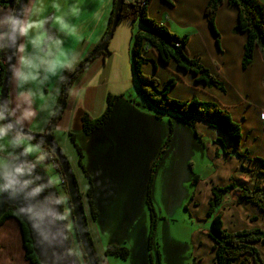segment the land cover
I'll list each match as a JSON object with an SVG mask.
<instances>
[{
	"label": "crops",
	"instance_id": "obj_1",
	"mask_svg": "<svg viewBox=\"0 0 264 264\" xmlns=\"http://www.w3.org/2000/svg\"><path fill=\"white\" fill-rule=\"evenodd\" d=\"M136 1L138 0H126L127 3L131 4ZM258 1L264 6V0ZM56 2L65 5L70 3L71 0H56ZM43 3L47 5L48 0H43ZM80 3L83 11L81 16L76 18L75 22L84 26L85 39L75 40L69 38L65 44L67 48L78 50L80 54L76 68L89 57L105 36L115 0H80ZM207 3L208 0H172V5H170L163 0H151L148 5V15L152 20L165 25L170 31L173 28L192 30L191 34L188 33L180 36L188 38V51L191 58L199 59L224 84L225 91L217 88H207L204 84L197 83L196 76L179 70L175 62H171L167 68L157 65L158 69L156 72L154 71L153 63H149L143 66V72L146 75L156 77L162 84L168 79L175 77L177 80L176 85L169 92V96L173 99L186 101L195 96L202 101H216L222 106L227 107L234 121L239 123L242 128L243 150L248 151L251 156L264 159V121L261 119V113L264 111V58L259 51H256L253 63L247 69H243L242 57L246 36L243 34L235 35L232 32L237 24V11L227 4L220 8L216 19L217 29L221 33V48H219L214 36L209 32L204 18ZM51 11L50 8L46 9V12ZM96 11L102 12V20L99 25L91 22L92 14ZM50 27L54 28V25H50ZM116 29L117 31H115L114 37H112L113 40H110L108 46L110 53L96 57L83 73L79 77H76L67 100V107L60 119V123L57 125L58 133L53 135L54 140L59 143L58 145L61 149H63L64 145L68 147V155H71V157H73V154L70 152L71 149L68 145L67 137L73 134H82L84 132V116L88 115L92 119L99 116V113L104 109L105 99L109 95H117L122 98L128 96V101H136L133 102L134 107H139L140 105L144 107L146 105L144 99H140L141 95L138 93V87L134 80L131 56L133 31L135 29L141 33L145 31V28L140 27L138 24L133 25L130 21L125 20L120 21ZM145 50V57L156 62L155 51L149 46H146ZM5 57L4 53H0V59ZM50 83H53V87L46 86L45 91L59 89L56 102L57 107L63 81L53 79ZM15 91L14 84L11 82L8 94L10 102L15 99ZM149 110L156 120L158 118V115L154 112L156 110L152 107ZM167 114L170 115L169 121L175 129L170 141L168 134L164 136V140L168 141L166 144L168 145L167 151L165 149L166 154L174 150L178 152L187 151L185 153L186 159L192 161L189 165L194 169L196 164L194 162L195 159H197V164L199 165L203 152V166L207 169L208 174L201 177V175H197L194 172L191 179L194 186V200L188 206V212L190 213L191 210L195 215H190L191 219L195 217L203 219L207 212L201 216H196L197 212L194 210L195 207L199 206L200 195L205 191L209 202L212 187L225 186L229 183L231 176L240 174L241 162L236 158L218 157L220 146L216 141L224 137L218 130L211 127V121L203 118H199L196 121V129L202 140L200 141L196 138V142L201 149H186L183 142L184 139L181 137L182 134L178 132L177 127L179 125L182 127L184 124L188 125L187 122L177 115ZM51 118L46 113L40 112L35 122L27 124L25 129L35 134H42L46 130ZM56 136L57 139L55 138ZM162 139L163 134L158 137L159 141ZM182 143L183 147H181ZM63 153L70 161V156L64 151ZM71 163L70 165L76 179L81 182L84 181V170L82 173L75 161ZM167 163H169L168 160ZM247 165L258 168L257 171L260 169L255 164ZM41 172L44 181L47 182L50 173L42 170ZM52 173L59 176L63 186L64 180L57 166ZM195 176H197V181L194 184L193 179ZM49 188L50 196L45 198L49 200L51 195L54 194L55 199L51 202L54 212L49 214L48 218L40 212H37L33 218L25 214L34 230L35 241L40 253H42L41 255L43 256L42 248L46 251L45 256L41 258L42 261L45 264L46 262L49 263V259L53 256L56 264H73L71 260L64 262L61 260V256H58L57 235L62 232L63 242L65 241L71 246V257H73L75 263L88 264L77 237L72 210L69 204L68 191H64L59 195L53 191L51 185H49ZM56 199L61 200L64 206L65 211L62 216V220L65 221L64 226L58 225L54 220L57 214ZM225 203L230 204V207L227 210L222 209L224 221L228 219L236 227L234 230L228 228L229 230L232 232L253 228L264 230V214L257 208L247 204L233 205L227 200ZM208 208L209 206L205 210L208 211ZM253 217H257L258 220L252 222L251 218ZM88 225L100 263L125 264L123 263L124 260L121 261L122 259L119 257L105 255L106 247L99 233L97 220L88 216ZM209 227L210 224L204 229H209ZM0 245V264H29L25 259L20 225L15 219L10 218L6 220L0 227ZM185 245L189 249L187 242ZM213 245V240L209 236L201 235L198 228L196 232L192 233L191 247L193 248V252L191 253V260L187 263L214 264ZM258 247L261 249L264 245L259 244ZM261 251L263 250L261 249ZM44 257L45 259H43ZM172 261L174 264H178L177 257L173 258Z\"/></svg>",
	"mask_w": 264,
	"mask_h": 264
},
{
	"label": "rangeland",
	"instance_id": "obj_2",
	"mask_svg": "<svg viewBox=\"0 0 264 264\" xmlns=\"http://www.w3.org/2000/svg\"><path fill=\"white\" fill-rule=\"evenodd\" d=\"M131 23L143 26L139 19ZM172 32L183 36L191 34L192 30L173 28ZM138 33V30L134 29L133 43ZM90 64L91 62L88 66ZM84 70L80 71L76 77H79ZM75 80L76 78L69 85L68 97ZM47 86L52 88L53 83H49ZM128 100V96L124 98L117 97V95H111V98L107 97L104 109L99 113V116L94 119L89 118L94 123L101 119L110 108L111 113L108 121L90 133L84 131L82 134H73L67 137L73 157L68 155V147L64 145L61 149L62 152L64 151L70 156L71 162H76L82 173L84 170V181L76 180L84 207L85 220L88 222V216L92 217L88 202L90 191L89 199L97 213L95 220H97L98 230L106 247L105 251L109 246L126 248L129 255L123 262L125 264H174L172 259L175 257H177L178 264H188L193 252L192 233L196 232L198 228L200 231L210 224V221L204 225L203 223L193 224L190 216H195L193 211L190 210L189 213L184 209L193 193L194 186L191 179L194 172L201 177L208 174L207 169L203 166V152L199 165L195 159L194 169L189 165L192 161L186 159L187 151L174 150L166 154L168 141L164 140V136L170 134V115L154 111L159 115L155 120L149 110L150 106L146 102L144 107L142 105L134 107L133 102L136 101ZM110 104L111 106H109ZM57 125L51 130L52 136L58 133ZM173 128L175 129V127ZM177 130L182 134L186 149H201L197 145L194 131L190 126L184 124L180 127L179 125ZM162 134L163 139L159 141L158 137ZM55 138L57 139V136ZM181 147H183V143ZM165 149L166 151H164ZM71 162L70 164H72ZM17 163L19 161L10 162L5 171L11 172ZM248 167L255 171L258 169ZM50 175H56L59 179V183L51 185L53 191L59 195L67 191V187L65 184L62 186L57 174L51 173ZM152 176V204L156 215V231L150 241L152 219L147 199ZM252 178L255 182L256 175L253 174ZM54 199V194L49 200L40 195L33 197L19 184H16L9 191L0 193V218L5 212L6 205L15 206L24 215L32 218L37 212L48 218V215L54 212L51 203ZM198 204L199 206L194 210L197 212L196 216H201L207 212L205 209L208 207V195L205 191L200 195ZM229 207L230 204L225 203L220 209L227 210ZM231 222L225 219L226 226L234 230L236 227ZM57 236L58 256H61L60 258L64 262L71 260L73 264H76L71 257V246L69 243L63 242V233L60 232ZM150 242H152L151 250ZM186 242L189 244V249L185 247ZM261 249L264 257V247ZM41 250L45 256L46 251L43 248ZM41 254L40 258L43 257ZM64 254L65 256H63ZM158 255H160V259ZM98 261L100 263L99 258ZM46 264H56L54 257L52 256L49 263L46 262Z\"/></svg>",
	"mask_w": 264,
	"mask_h": 264
},
{
	"label": "trees",
	"instance_id": "obj_3",
	"mask_svg": "<svg viewBox=\"0 0 264 264\" xmlns=\"http://www.w3.org/2000/svg\"><path fill=\"white\" fill-rule=\"evenodd\" d=\"M150 1L151 0H138L133 4L126 2L120 8V12L117 15L118 22L121 20L134 22L139 19L144 26L142 27L145 28L144 32L138 33L135 42L131 47L134 80L141 97L150 106V108H154L157 112L174 114L184 119L193 129L195 137L200 141H202L201 136L198 134L196 129L197 119L203 118L205 120L211 121V127L218 130V132H220V134L224 137L219 138L216 141V143L220 146L218 157L224 156L226 158H236L241 162L240 174L231 176L229 183L225 186L212 187L211 199L208 202L209 208L205 218L198 219L195 217L192 218V222L198 225L210 221L209 229H201L199 232L201 235L209 236V238H211L214 242V264H264L263 254L258 247L259 244L264 245V230L253 228L232 232L228 229V227H226L224 221V212L222 209H220L227 200L233 205H252L262 214H264V159L251 156L248 151L243 150L242 128L239 123L234 121L227 107L222 106L216 101H202L195 96L192 99L186 101L173 99L169 96V92L176 85L177 80L175 77L168 79L164 84H162L156 77L152 75H146L143 72V66L149 63H153L154 71L156 72L158 69L157 65L167 68L171 62H175L176 67L179 70L196 76L197 83H202L207 88H217L225 91L224 84L218 78H216L210 72V70L200 62L199 59L191 58L188 51L187 37L178 36L177 34L170 31V29L165 25L154 21L149 17L148 5ZM163 1L172 5V0ZM225 4L235 8L237 11V24L233 28L232 32L235 35L243 34L246 36L244 53L242 57V67L243 69H247L253 63L256 51H259L264 58V6L258 0H208L204 12V18L206 20L209 32L214 36L219 48H221V33L217 29L216 19L220 8ZM3 6L11 7V4L5 0ZM115 7L113 9L109 27L105 36L95 47L89 57L98 50L103 41L111 33ZM110 40L107 42V48L109 46ZM146 46L151 47L155 51L156 62L145 57ZM108 53H110L109 50L107 53L98 52L91 58L90 62L96 57L106 55ZM85 61L86 59L75 69V71L71 73H65L66 79L63 80L62 83V91L58 105L56 107V113L59 111L64 97L66 98V103L59 116L57 118H55V116L51 118L46 130L41 135H46L47 130L49 128L52 130L53 127L56 126L60 121L67 107L68 91L70 87L69 85L73 82L78 73L88 66L86 65L83 67ZM5 68L6 65H0V91L4 79ZM108 98H111V95H109ZM109 106H111V104ZM110 113L111 110L108 108L102 118L94 123H92L93 120H91L88 115H85L83 119L84 131L90 133L101 127L108 121ZM173 132V125L170 123V134L168 137L169 141ZM45 148L51 153V151L46 146ZM54 161L58 171L62 175L65 187H67L64 175L55 158ZM247 164L258 165L260 169L256 172L253 169H249ZM37 171L42 175L41 169H37ZM253 174L256 175L255 182H253ZM196 181L197 176H195L193 179L194 184ZM152 183L153 176L149 184L147 199L152 219L150 241H152L156 231V215L152 204ZM40 196L44 198L49 197L50 188H46L45 191L40 194ZM89 197L90 191L88 193V202L90 205L92 218L95 219L97 213ZM193 200L194 193L191 195L189 203L184 207L186 212H188V206ZM56 206L57 214L55 215L54 220L58 225L64 226L65 221L62 220V216L64 215L65 210L61 200L56 199ZM81 206L87 239L98 261L94 249V242L89 232V225L85 220L82 202ZM10 218L15 219L20 225L26 261H28L29 264H45L40 258V251L37 247L34 230L29 219L17 207L6 205L5 212L0 218V227L6 220ZM257 220V217L251 218L252 222ZM151 249L152 242H150V250ZM105 255L116 256L125 260L129 255V251L126 248L109 246L105 251ZM76 264L78 263L76 262Z\"/></svg>",
	"mask_w": 264,
	"mask_h": 264
},
{
	"label": "clouds",
	"instance_id": "obj_4",
	"mask_svg": "<svg viewBox=\"0 0 264 264\" xmlns=\"http://www.w3.org/2000/svg\"><path fill=\"white\" fill-rule=\"evenodd\" d=\"M6 2L11 7H4L5 0H0V53L14 61L8 79L16 91L14 101L0 100V193L19 184L37 197L59 179L49 175L45 182L37 171L53 172L54 152H48L44 141L36 140L25 126L35 122L40 112L49 118L57 114L59 89H45L53 79L63 81L65 73L76 69L80 54L65 44L69 38L85 39L84 26L75 22L83 9L80 0L65 5L56 0H48L47 5L43 0ZM47 8L52 11L46 12ZM101 20V11L92 14V23L99 25ZM17 161L11 172L5 171L10 162Z\"/></svg>",
	"mask_w": 264,
	"mask_h": 264
},
{
	"label": "water",
	"instance_id": "obj_5",
	"mask_svg": "<svg viewBox=\"0 0 264 264\" xmlns=\"http://www.w3.org/2000/svg\"><path fill=\"white\" fill-rule=\"evenodd\" d=\"M126 3L125 0H116V7H115V12H114V19H113V26L111 33L109 36L103 41L101 46L98 48V50L93 53L90 57H88L84 63L85 67L86 65L89 64L91 58L95 56L98 52H104L107 53L108 48L107 42L112 39L115 31H116V26H117V15L120 12V8ZM10 55V53H9ZM14 61H9L6 58V68H5V74H4V79L2 82L1 86V91H0V100L7 99L8 100V94H9V89H10V80L8 79L9 76V65ZM66 103V98H63L62 104L59 108V111L57 112L55 118H57L60 114V112L63 110V107ZM26 132H29L31 135L36 137V140H42L44 141L45 146L52 152H54V158L57 160L61 171L64 175L66 184H67V191L69 195V204L71 206L72 210V218L74 222V226L77 232V237L79 240V243L81 245V248L83 250V253L87 259L88 264H99L96 256L93 252V249L87 239V233L84 225V220H83V214H82V206H81V200H80V193L78 191V186L76 183V178L74 175V171L70 165V161L64 155L62 152L61 148L59 145L54 141L53 136L51 134V128L47 130L46 135H41V134H35L30 131L25 130Z\"/></svg>",
	"mask_w": 264,
	"mask_h": 264
},
{
	"label": "built area",
	"instance_id": "obj_6",
	"mask_svg": "<svg viewBox=\"0 0 264 264\" xmlns=\"http://www.w3.org/2000/svg\"><path fill=\"white\" fill-rule=\"evenodd\" d=\"M179 46V45H177ZM6 60L5 59H0V65H5ZM261 119L264 121V111L261 113Z\"/></svg>",
	"mask_w": 264,
	"mask_h": 264
},
{
	"label": "flooded vegetation",
	"instance_id": "obj_7",
	"mask_svg": "<svg viewBox=\"0 0 264 264\" xmlns=\"http://www.w3.org/2000/svg\"><path fill=\"white\" fill-rule=\"evenodd\" d=\"M3 59H5L6 60V57L5 58H3ZM6 65V64H5Z\"/></svg>",
	"mask_w": 264,
	"mask_h": 264
}]
</instances>
